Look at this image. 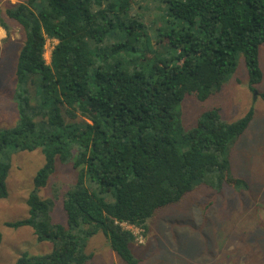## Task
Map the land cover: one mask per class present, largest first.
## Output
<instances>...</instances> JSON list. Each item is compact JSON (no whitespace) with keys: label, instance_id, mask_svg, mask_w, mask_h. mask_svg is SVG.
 I'll use <instances>...</instances> for the list:
<instances>
[{"label":"trees","instance_id":"obj_1","mask_svg":"<svg viewBox=\"0 0 264 264\" xmlns=\"http://www.w3.org/2000/svg\"><path fill=\"white\" fill-rule=\"evenodd\" d=\"M151 1L168 24L152 37L148 14L133 7L143 9L139 0H25L5 10L23 40L10 98L18 118L0 130V199L7 197L6 150L43 155L27 215L5 226L29 227L51 244L48 253H21L13 264H86V243L99 232L120 260L137 264L135 236L122 224L146 230L157 210L197 185L248 188L232 173L228 150L253 108L234 121L212 108L186 129L180 105L185 95L204 101L220 90L237 55L249 89L261 82L264 0ZM0 27L8 33L1 19ZM48 39L56 43L46 62ZM56 160L75 172L61 197L66 225L51 219L58 190L38 195Z\"/></svg>","mask_w":264,"mask_h":264},{"label":"rangeland","instance_id":"obj_2","mask_svg":"<svg viewBox=\"0 0 264 264\" xmlns=\"http://www.w3.org/2000/svg\"><path fill=\"white\" fill-rule=\"evenodd\" d=\"M25 0H0V19L8 33L0 27V130L14 125L18 115L11 101L14 91L15 66L23 40L19 25L8 18L5 10ZM139 9L148 14L143 19L151 37L168 25L164 12L151 0H139ZM137 12V11H135ZM178 25V23H177ZM56 41L46 40L44 58L49 61ZM262 80L248 87L247 69L242 55L235 58V71L221 89L204 101L185 95L181 102L182 124L189 128L204 111L216 108L226 121L241 118L252 107L253 115L245 129L230 145L228 154L232 173L248 184L237 191L223 186L217 192L197 185L179 202L157 210L147 220L146 230L122 224L135 238L130 249L137 264H264V43L259 46ZM68 121V119H65ZM77 118L74 122H80ZM10 167L5 179L7 197L0 199V264H13L21 254L40 255L51 250L47 241H37L29 227L9 228L5 222L27 215L26 199L33 188V178L43 164L39 149L6 150ZM75 180L71 164L55 162L47 185L38 191L42 198L58 190L51 211L52 222L66 225L62 193ZM55 188V189H54ZM92 258L86 264H125L99 232L85 246Z\"/></svg>","mask_w":264,"mask_h":264}]
</instances>
